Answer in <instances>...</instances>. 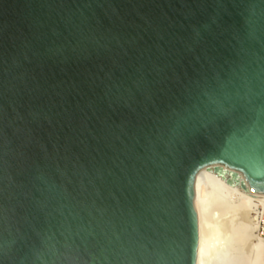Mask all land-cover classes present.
<instances>
[{"label":"water","instance_id":"water-1","mask_svg":"<svg viewBox=\"0 0 264 264\" xmlns=\"http://www.w3.org/2000/svg\"><path fill=\"white\" fill-rule=\"evenodd\" d=\"M218 164L264 194V0H0V264H197Z\"/></svg>","mask_w":264,"mask_h":264},{"label":"bare ground","instance_id":"bare-ground-1","mask_svg":"<svg viewBox=\"0 0 264 264\" xmlns=\"http://www.w3.org/2000/svg\"><path fill=\"white\" fill-rule=\"evenodd\" d=\"M243 182L246 180L241 172L221 164L198 172L197 264H264V237L257 232L253 215L264 194L244 188Z\"/></svg>","mask_w":264,"mask_h":264},{"label":"built area","instance_id":"built-area-1","mask_svg":"<svg viewBox=\"0 0 264 264\" xmlns=\"http://www.w3.org/2000/svg\"><path fill=\"white\" fill-rule=\"evenodd\" d=\"M253 215L257 224V232L264 237V200L255 206Z\"/></svg>","mask_w":264,"mask_h":264}]
</instances>
